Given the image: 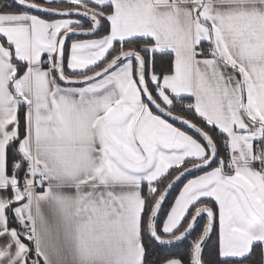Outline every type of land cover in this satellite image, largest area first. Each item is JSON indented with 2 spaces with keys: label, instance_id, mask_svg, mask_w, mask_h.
Listing matches in <instances>:
<instances>
[{
  "label": "snow or ice",
  "instance_id": "1",
  "mask_svg": "<svg viewBox=\"0 0 264 264\" xmlns=\"http://www.w3.org/2000/svg\"><path fill=\"white\" fill-rule=\"evenodd\" d=\"M0 264H264V0H0Z\"/></svg>",
  "mask_w": 264,
  "mask_h": 264
},
{
  "label": "trees",
  "instance_id": "2",
  "mask_svg": "<svg viewBox=\"0 0 264 264\" xmlns=\"http://www.w3.org/2000/svg\"><path fill=\"white\" fill-rule=\"evenodd\" d=\"M173 195H175V192H173ZM170 199V198H169ZM213 239H215V237H213Z\"/></svg>",
  "mask_w": 264,
  "mask_h": 264
}]
</instances>
